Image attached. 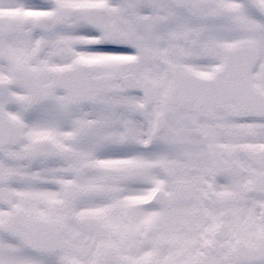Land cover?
Here are the masks:
<instances>
[{
	"label": "snow or ice",
	"instance_id": "6c2138e0",
	"mask_svg": "<svg viewBox=\"0 0 264 264\" xmlns=\"http://www.w3.org/2000/svg\"><path fill=\"white\" fill-rule=\"evenodd\" d=\"M0 264H264V0H0Z\"/></svg>",
	"mask_w": 264,
	"mask_h": 264
}]
</instances>
